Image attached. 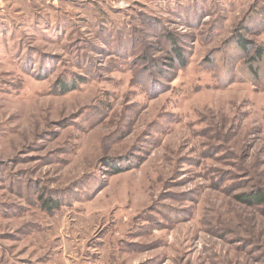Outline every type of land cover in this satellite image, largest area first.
I'll return each instance as SVG.
<instances>
[{
	"label": "rangeland",
	"instance_id": "1",
	"mask_svg": "<svg viewBox=\"0 0 264 264\" xmlns=\"http://www.w3.org/2000/svg\"><path fill=\"white\" fill-rule=\"evenodd\" d=\"M258 51L264 0H0V264H264Z\"/></svg>",
	"mask_w": 264,
	"mask_h": 264
},
{
	"label": "trees",
	"instance_id": "2",
	"mask_svg": "<svg viewBox=\"0 0 264 264\" xmlns=\"http://www.w3.org/2000/svg\"><path fill=\"white\" fill-rule=\"evenodd\" d=\"M242 44L243 45H241L242 46L241 48H243V50L246 52V54L249 53V51H250L249 46L244 45V43H242ZM175 48H176V46L174 45L173 49H175ZM178 58H180V60L183 61L181 56L176 54V60ZM250 59L254 62H257L258 65H260L264 62V52L258 51L257 55L254 56L253 58H250ZM252 72L254 74L258 75L257 71H252ZM238 199H240V202H242L243 204H246L248 206H262V205H264V191L255 192L253 194H241L238 196ZM47 204L49 205L48 201H47Z\"/></svg>",
	"mask_w": 264,
	"mask_h": 264
}]
</instances>
